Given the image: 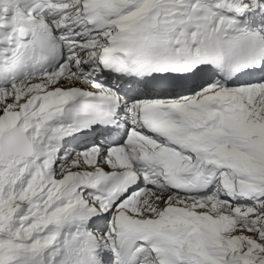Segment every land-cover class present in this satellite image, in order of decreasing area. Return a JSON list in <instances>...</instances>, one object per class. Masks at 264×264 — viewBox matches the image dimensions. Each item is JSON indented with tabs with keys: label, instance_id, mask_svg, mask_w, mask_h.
<instances>
[{
	"label": "snow or ice",
	"instance_id": "6c2138e0",
	"mask_svg": "<svg viewBox=\"0 0 264 264\" xmlns=\"http://www.w3.org/2000/svg\"><path fill=\"white\" fill-rule=\"evenodd\" d=\"M0 264H264V0H0Z\"/></svg>",
	"mask_w": 264,
	"mask_h": 264
}]
</instances>
